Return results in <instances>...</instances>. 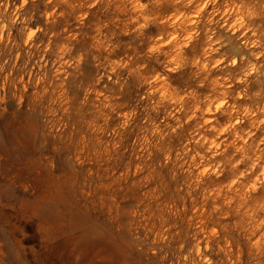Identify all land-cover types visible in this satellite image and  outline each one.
<instances>
[{"label": "rangeland", "instance_id": "obj_1", "mask_svg": "<svg viewBox=\"0 0 264 264\" xmlns=\"http://www.w3.org/2000/svg\"><path fill=\"white\" fill-rule=\"evenodd\" d=\"M184 2L0 0V264H264V0Z\"/></svg>", "mask_w": 264, "mask_h": 264}, {"label": "bare ground", "instance_id": "obj_2", "mask_svg": "<svg viewBox=\"0 0 264 264\" xmlns=\"http://www.w3.org/2000/svg\"><path fill=\"white\" fill-rule=\"evenodd\" d=\"M177 1H182V0H177ZM196 1L197 0H185L183 7L185 9H188ZM202 7H203V5L201 4L199 7H197L192 12H190V13L189 12H182L181 15H179L175 19L173 18L174 22H175V27L173 30L174 33L181 34V32L185 31L187 28H189V30H190V31H188V34H189V32L193 33V32H197L198 30H200V25H199L200 16H199V14L201 12L200 9H202Z\"/></svg>", "mask_w": 264, "mask_h": 264}, {"label": "clouds", "instance_id": "obj_3", "mask_svg": "<svg viewBox=\"0 0 264 264\" xmlns=\"http://www.w3.org/2000/svg\"><path fill=\"white\" fill-rule=\"evenodd\" d=\"M147 25H141V28H144V27H146ZM173 39H175V37H173ZM166 43H171V40H169V41H166ZM148 51L149 52H158L159 51V46L158 45H154V46H151V47H149V49H148ZM178 67L179 66H177V67H173V68H171L170 69V71H172V72H176L177 70H178ZM209 111H211V109H208Z\"/></svg>", "mask_w": 264, "mask_h": 264}]
</instances>
